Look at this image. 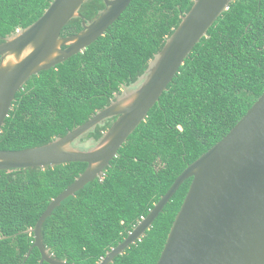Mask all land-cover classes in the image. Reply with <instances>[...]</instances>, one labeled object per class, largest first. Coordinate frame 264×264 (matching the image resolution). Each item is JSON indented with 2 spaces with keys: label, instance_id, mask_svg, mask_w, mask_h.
<instances>
[{
  "label": "trees",
  "instance_id": "trees-1",
  "mask_svg": "<svg viewBox=\"0 0 264 264\" xmlns=\"http://www.w3.org/2000/svg\"><path fill=\"white\" fill-rule=\"evenodd\" d=\"M53 0H0V43L42 16ZM194 0H132L104 35L62 63L32 75L16 94L0 132V149L40 146L89 120L149 61ZM105 7L87 0L85 20ZM71 19L61 35L78 33ZM264 91V0H234L195 45L146 119L95 178L57 206L41 235L54 257L99 264L147 216L183 170L220 141ZM107 118L75 142L90 148ZM85 162L0 170V264H39L34 228L50 202L86 169ZM186 179L152 226L110 264H156L189 190ZM43 264H49L44 262Z\"/></svg>",
  "mask_w": 264,
  "mask_h": 264
},
{
  "label": "water",
  "instance_id": "water-1",
  "mask_svg": "<svg viewBox=\"0 0 264 264\" xmlns=\"http://www.w3.org/2000/svg\"><path fill=\"white\" fill-rule=\"evenodd\" d=\"M86 1L53 0L40 18L0 43V132L17 92L32 75L84 51L132 2L103 0L105 7L85 20L80 8ZM233 1L194 0L144 74L83 124L40 146L0 149V170L87 163L85 171L50 202L36 226L27 230L34 234L35 241L24 262L37 247L41 253L39 264H71L49 253L41 235L44 221L63 200L95 178L104 177L110 161L146 119L195 45ZM76 17L82 18V29L62 36L63 27ZM115 116L109 129L90 148L75 144L94 126ZM190 177L189 190L156 264H264V91L220 141L183 170L147 216L99 264L112 263L141 239Z\"/></svg>",
  "mask_w": 264,
  "mask_h": 264
},
{
  "label": "rangeland",
  "instance_id": "rangeland-1",
  "mask_svg": "<svg viewBox=\"0 0 264 264\" xmlns=\"http://www.w3.org/2000/svg\"><path fill=\"white\" fill-rule=\"evenodd\" d=\"M125 88H123V90H124Z\"/></svg>",
  "mask_w": 264,
  "mask_h": 264
}]
</instances>
